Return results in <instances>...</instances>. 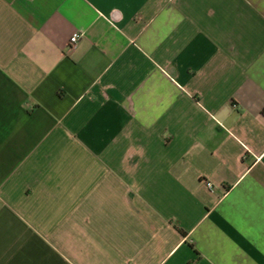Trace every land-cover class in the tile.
Listing matches in <instances>:
<instances>
[{
    "label": "crops",
    "instance_id": "crops-1",
    "mask_svg": "<svg viewBox=\"0 0 264 264\" xmlns=\"http://www.w3.org/2000/svg\"><path fill=\"white\" fill-rule=\"evenodd\" d=\"M0 264H264V0H0Z\"/></svg>",
    "mask_w": 264,
    "mask_h": 264
},
{
    "label": "built area",
    "instance_id": "built-area-1",
    "mask_svg": "<svg viewBox=\"0 0 264 264\" xmlns=\"http://www.w3.org/2000/svg\"><path fill=\"white\" fill-rule=\"evenodd\" d=\"M81 39V35L80 34H75L72 38H71V41H70V48L73 49L77 46V44L79 43ZM236 107V106H235ZM207 186L209 189H213V186L211 183H207Z\"/></svg>",
    "mask_w": 264,
    "mask_h": 264
}]
</instances>
